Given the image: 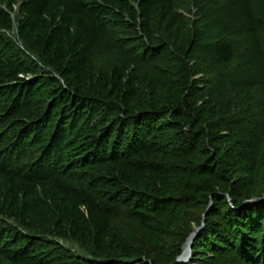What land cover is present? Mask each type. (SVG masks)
Wrapping results in <instances>:
<instances>
[{"label":"trees","instance_id":"obj_1","mask_svg":"<svg viewBox=\"0 0 264 264\" xmlns=\"http://www.w3.org/2000/svg\"><path fill=\"white\" fill-rule=\"evenodd\" d=\"M196 5L206 21L225 17L210 62L254 65L248 104L232 72L224 75L241 109L229 111L232 120L193 116L176 90L136 75L135 56L131 73L97 66L127 51L123 29L150 41L160 25L171 38L180 26L176 0H0V264H189L161 260L164 252L137 263L96 261L51 238L131 258L115 221L169 231L185 205L205 204L192 243L209 261L202 264H264V147L234 134L252 111L264 118V0ZM14 26L19 45L7 36ZM143 48L139 56L155 54ZM205 124L220 132L206 138ZM210 138L215 148L204 146Z\"/></svg>","mask_w":264,"mask_h":264},{"label":"rangeland","instance_id":"obj_2","mask_svg":"<svg viewBox=\"0 0 264 264\" xmlns=\"http://www.w3.org/2000/svg\"><path fill=\"white\" fill-rule=\"evenodd\" d=\"M175 11L180 17V26L174 30L171 38L167 35L166 28L160 25L153 27V37L150 41L144 39L137 31L123 29L119 31V37L125 42L124 47L127 51L116 50L108 53L97 60V66L104 70L115 66L127 67L131 73V59L135 56L136 75L176 90L193 116L196 113L205 115L208 113L210 116L222 113L225 114L223 119L232 120L233 117L229 111L232 109V112L238 114L241 109L234 106L236 97L225 91L224 75L228 71L232 72L235 84L244 88L241 101L248 104L254 98V92L247 87V83L253 78L254 65L248 64L242 70L236 69L233 61H229L226 65L210 62L212 60L210 49L214 38L224 34L221 26V23L225 22L224 16L220 18V24L204 20L198 12L196 0H176ZM15 14L12 15L13 18ZM7 36L19 45L15 26ZM236 41L237 44L247 45L243 35L236 38ZM150 44L156 50L155 54L139 56V51ZM244 122H240L235 128L236 138L239 140L240 137H249L255 140L256 146L264 147V118L258 112L252 111L249 119ZM201 129L206 138L207 135L212 137L220 132L219 127H214L213 124H205ZM205 141V147L215 148L213 139H205ZM202 184L205 185L206 181ZM209 208L207 204L185 205L182 208L183 222L181 225L169 231L157 230V233L144 230L130 221H115L112 224L113 230L119 235L127 250L133 254L131 258L120 257L119 254L110 250L105 255L98 256L92 249L71 240L51 238V241L73 255L96 261L114 259L137 263L139 260L157 259L156 255L164 252L161 260L164 258L168 261L174 258L177 262L185 249L187 239L195 229L202 225ZM161 231H164L167 237L162 236L164 233ZM204 261H208L204 254L191 252L189 259L183 263L202 264Z\"/></svg>","mask_w":264,"mask_h":264},{"label":"water","instance_id":"obj_3","mask_svg":"<svg viewBox=\"0 0 264 264\" xmlns=\"http://www.w3.org/2000/svg\"><path fill=\"white\" fill-rule=\"evenodd\" d=\"M203 225H204V222H202V225L198 227L197 229H195L193 233L189 236L185 244V249L183 250L181 257L177 259V262H186L189 259V257L191 256V252H192L191 245L194 239L198 236L201 229L203 228Z\"/></svg>","mask_w":264,"mask_h":264}]
</instances>
